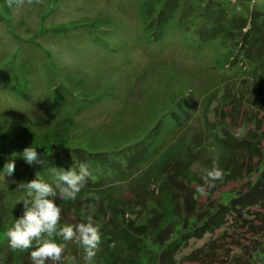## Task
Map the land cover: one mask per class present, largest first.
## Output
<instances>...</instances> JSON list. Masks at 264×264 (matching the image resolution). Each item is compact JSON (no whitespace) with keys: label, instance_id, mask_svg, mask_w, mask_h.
<instances>
[{"label":"rangeland","instance_id":"1","mask_svg":"<svg viewBox=\"0 0 264 264\" xmlns=\"http://www.w3.org/2000/svg\"><path fill=\"white\" fill-rule=\"evenodd\" d=\"M150 1L153 11L144 0H0V148L19 142L37 148L80 143L104 151L145 137V130L172 112L170 126L159 125L162 133L157 142L161 141L159 148L165 145L156 158L146 161L145 168L200 150L190 171L202 176L205 169L223 166L228 158L222 147L210 146L209 129L222 119L233 131L259 139L263 155L235 150L233 163L225 168L230 175L224 173L213 192H207L210 188L204 180L202 187L194 184L196 213L191 205L186 207L183 192L178 208L169 211L165 231L144 237L151 244H145L140 264H264V197L259 198V206L248 210L242 206L243 198H237L252 190L253 182L264 181V74L243 75L238 68L227 71L220 59V40L214 47L195 45L197 41H191L195 37H187L179 24L161 29L163 36L156 41L150 34L158 31L147 29V24L159 4ZM229 2L234 8L242 0ZM240 36L237 30L235 37ZM158 166L151 167L150 173ZM151 175L148 181L153 180ZM22 188L15 176L0 177V264H32V249L11 248L6 236L24 213L16 207V202L24 204L25 198L16 193ZM118 191L116 196L123 197L127 188ZM91 195L79 193L76 199L87 201ZM54 200L61 208L58 227L75 225L77 217L69 208L73 200H62L60 193ZM230 200L231 205L221 207ZM97 213L98 209L87 215L86 222L91 219L99 231L113 232L104 223L107 216L99 220ZM133 213V223L149 224L150 214L143 209ZM185 214H191L188 219L195 218L194 223L210 214L218 225L194 233L186 247L175 253L176 261L163 262L161 246L169 232L184 230ZM154 218L153 222L164 219ZM60 238L54 237L65 244L62 260L49 259L46 264H134L126 257L113 263L106 260L105 244L98 245L89 261L78 239Z\"/></svg>","mask_w":264,"mask_h":264},{"label":"trees","instance_id":"2","mask_svg":"<svg viewBox=\"0 0 264 264\" xmlns=\"http://www.w3.org/2000/svg\"><path fill=\"white\" fill-rule=\"evenodd\" d=\"M183 1L157 0L156 6L159 4L158 13L155 17H151L147 29L153 30L155 28L158 34L152 33L150 34L151 37L155 36L157 41L163 36L161 29L164 31L179 24L178 26L186 30L187 37H195L191 40L197 41L195 45H203L205 48L214 47L213 45L220 40V59L224 62L223 67L227 71L238 68L239 71H243V75L252 73L256 77H260L259 75L264 74V1L255 0L258 4L252 5L253 0H242L239 7L234 8L232 5L235 4L227 5L230 0H207L204 3L199 0H185L184 5ZM144 2L152 11L154 10L151 3L153 1L144 0ZM222 8H224L222 13H217ZM237 30L240 31V37H235ZM236 57L237 61H235ZM255 76L251 79L254 80ZM182 99L183 97L180 100ZM171 113L163 117L162 120H157L150 129L145 130L144 132L147 131L145 137L136 141L124 142L113 149L99 151L84 147L80 143H72V145L68 143L66 146L64 143L52 148H37L38 153H40L39 162L32 165L28 164L19 153L25 147L33 145L20 138V141L25 142V144L19 142L13 145L9 144V147L6 148H0V169H3L5 163L11 159L15 162L12 175L18 179V183L26 184L32 179H40L52 184L55 188V177L52 169L69 170L74 168L78 170L81 163H86L91 176L87 178L80 194L88 192L92 195L87 201L75 199L71 202L73 204L69 205L72 213L77 217L78 222L76 224L86 222V216L92 212L95 214L98 209L99 213L96 214V218L101 220L102 218L98 217L106 215L105 225L107 224L108 230H114L111 233L104 229V231L100 230L101 242L99 246L103 247L105 244L104 247L107 250L105 259L113 263L117 259L126 257L130 258L134 264H140L146 255L145 244H151L149 239L144 237L158 235L165 229L164 226L170 220L169 211L178 208L183 192L188 198L186 207L191 205L194 207L192 210H196L198 206L196 192L199 187L205 184L202 176H197L196 173L191 174L190 171L191 163L197 158L200 150L183 153L172 162L164 158L163 161L160 160V163H152L148 165L147 169L145 168L146 161L152 156L156 158L154 155H157L165 145L164 143L159 148L161 141L157 142L162 133L159 125L167 124L170 126V122L174 119ZM209 133L212 141L210 146L222 147L229 154L223 166L221 163L218 165L227 175H230V172L225 168L230 167L233 163L234 158H231V155L236 156L235 150L246 152V150L251 149L259 151L263 155L262 148L258 144L259 139L255 140L243 133L233 131L222 119H219V122H216L214 127L209 129ZM155 165H159V168L158 171L155 169L152 174V172L150 173L151 167ZM232 169L236 170L235 168ZM147 171H149V177L152 174V181H148ZM131 177L133 178L128 181ZM259 181L253 182L252 190H247L242 195L237 196V198H243L242 206L246 207L247 210L250 206H259L258 201L261 196L263 200L264 181L258 184ZM194 184H197L198 188H195ZM124 187L127 188L125 195L117 197L116 192ZM23 190L26 188L16 192L20 193L19 195L15 194L31 199L27 195V190L24 193ZM131 190L133 193L129 196L128 193ZM207 192H213V188L208 189ZM58 194L59 188H56V195ZM8 199L9 201L13 200L12 198ZM166 201L169 202L168 207H164ZM230 202L231 200L225 202L221 207L231 205ZM16 207L24 212L27 206L16 202ZM142 209L147 215L150 214L148 225L131 221L130 217L135 214L133 212ZM197 211L198 209L195 213ZM210 214L205 218L201 217L197 223L193 222L195 218L188 219L191 218L188 217L191 214H185L181 226V228L184 227V230L180 233L179 231L169 232L165 240L166 245L164 246L165 243L162 244L160 249L161 261H176L175 253L186 247L189 238L195 235L194 233L197 234V232L202 231L203 234L206 230H213L218 223ZM157 215L163 216L164 219H157L158 222H153L152 220L156 219L154 217ZM187 233H189V237H186ZM60 239L62 240V237ZM72 263L73 261H71Z\"/></svg>","mask_w":264,"mask_h":264},{"label":"clouds","instance_id":"3","mask_svg":"<svg viewBox=\"0 0 264 264\" xmlns=\"http://www.w3.org/2000/svg\"><path fill=\"white\" fill-rule=\"evenodd\" d=\"M19 155L30 165L39 162L40 153L37 147L27 146ZM15 162L9 159L3 169H0V177L5 174L11 176L14 172ZM55 177L54 188L52 184L40 179H32L23 184L27 195L31 199H23L27 206L22 216L14 221L12 227L7 229L8 244L13 249H32L29 253L32 264H46V260L60 262L65 248L64 243L57 242L53 237L60 236L63 241L73 238L78 239L84 249L85 257L91 261L96 254V249L101 242V234L98 227L91 219L78 224H64L58 227L61 218V208L55 203L56 188H59L62 200H75L91 172L86 163H81L77 169H52ZM223 170L213 165L205 169L202 179L208 188L215 187L217 180H222ZM203 191V189H200ZM30 205V206H28ZM47 238H44V236ZM33 241L36 246L33 248Z\"/></svg>","mask_w":264,"mask_h":264}]
</instances>
